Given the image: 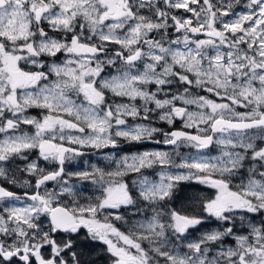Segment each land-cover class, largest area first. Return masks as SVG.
Wrapping results in <instances>:
<instances>
[{"label":"snow or ice","instance_id":"1","mask_svg":"<svg viewBox=\"0 0 264 264\" xmlns=\"http://www.w3.org/2000/svg\"><path fill=\"white\" fill-rule=\"evenodd\" d=\"M0 264H264V0H0Z\"/></svg>","mask_w":264,"mask_h":264},{"label":"flooded vegetation","instance_id":"2","mask_svg":"<svg viewBox=\"0 0 264 264\" xmlns=\"http://www.w3.org/2000/svg\"><path fill=\"white\" fill-rule=\"evenodd\" d=\"M38 113V110H31V114H37ZM163 126V125H161ZM176 127H180V122H177L176 124ZM160 147H163V145H157V144H154V143H144L142 145H125V144H122L121 145V149L123 152H132V151H140V150H144V149H152V148H160ZM90 159L95 162L97 160V157L96 156H92L90 157ZM212 225H204L203 227L204 228H207V227H210Z\"/></svg>","mask_w":264,"mask_h":264}]
</instances>
